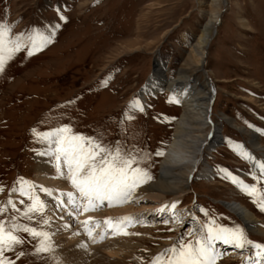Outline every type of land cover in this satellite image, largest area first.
Returning a JSON list of instances; mask_svg holds the SVG:
<instances>
[{"label":"rangeland","instance_id":"1","mask_svg":"<svg viewBox=\"0 0 264 264\" xmlns=\"http://www.w3.org/2000/svg\"><path fill=\"white\" fill-rule=\"evenodd\" d=\"M219 8L213 0H0V23L10 29L6 35L22 33V39L27 40L40 32L51 37L50 43L31 56L24 50L16 53L0 73V207L4 208L0 221L6 229L18 224L21 230L15 234L23 240L4 253L6 260L56 264L62 258L53 243H49L48 253L36 255L38 240L22 230L28 226L46 233L49 215H55L56 209L44 207L42 212L31 213L29 220L23 213L32 200L28 194L18 197L14 193L17 183L27 186L38 178L47 179L35 171V157L43 151L45 141L39 134L67 126L70 135L93 138L113 151L119 148L134 155L133 167L150 177L134 191L156 181L180 107L163 89L146 96L143 111L130 104L138 101L158 64L164 79L175 78L209 14ZM205 62L197 76L201 79L204 75L213 83L211 119L219 124L220 137L205 157L212 181L204 183L196 175L183 192L159 194L160 198L152 196L157 192L135 194L124 202H112L106 209L111 215L116 208L130 210L120 216L113 214L112 222L123 216L131 221L125 222L127 228L119 235L97 238L86 249L108 240H123L128 245L125 264H152L162 253L163 262L171 255L166 249L178 248L181 242L194 244L197 218L203 227L209 222L213 227H239L248 239L264 244V236L246 232L242 222L223 207L224 203H241L264 227V211L253 203L264 193V177L258 171L253 173L241 150L234 149L239 144L258 161L262 160L261 152L253 150L250 137L223 121L232 120L249 136L254 132L258 146L264 148V0H227ZM83 146L87 150V139ZM233 177L255 184V196L242 189L237 192ZM165 210L174 211L169 221L155 216ZM63 213L70 220L75 214L66 208ZM133 222L136 228L129 227ZM142 226L147 231L138 229ZM202 229L206 235L207 229ZM214 248L217 264H255L257 250L252 252L249 245L239 249L216 241ZM233 248L237 256L225 254ZM17 252L25 255L17 258Z\"/></svg>","mask_w":264,"mask_h":264},{"label":"bare ground","instance_id":"2","mask_svg":"<svg viewBox=\"0 0 264 264\" xmlns=\"http://www.w3.org/2000/svg\"><path fill=\"white\" fill-rule=\"evenodd\" d=\"M213 1H217L220 8L209 14L194 44L188 49L187 55L177 69L175 78L171 80L164 79V71L161 65L158 64L154 76L148 81L146 88L140 92L141 94L138 102L142 107L148 94H153L155 91L162 89L165 90V92H170L180 107V115L174 123L171 140L167 148L163 151L159 163L158 178L150 186L141 191H134L133 189L130 194L131 198L135 194H138V196H150L151 193L157 192V195L152 196L160 198L159 194L169 195L183 192L188 188L192 178L196 177V175L204 183L212 181L213 175L205 164V157L206 152L220 140L218 132L219 124L212 121L210 111L215 99V89L208 77L203 75L201 79H198L197 75L206 64V50L215 34L216 24L220 20L224 9V0ZM223 121L234 127L236 131L239 130L243 135L250 137L248 143L253 147V150L261 152L262 160L260 161L254 157L252 152L246 149L239 152H246L249 154L251 159L245 158V160L251 166L253 173L257 171L260 172L258 165L264 163V148L258 146L255 133L252 132L251 136H249L245 129H240L235 126L232 120L223 118ZM43 144V151L39 152L35 157L37 162L35 171L37 176L47 177V179H40L37 177V182L34 181V183L27 186H22L17 183L14 188V193L16 196L22 197L23 195H21L20 189L23 187L25 194H28L29 197L34 196L37 198L43 203L46 210H50L49 208L52 206L56 209L57 212L55 215L52 213L49 215L51 220L49 226L47 225L46 227V233L48 234L49 243L58 246L59 252L62 254L60 260L62 264H125L124 261H126V257L124 252L128 249V245H125V243L122 242L123 240L112 242L108 240V242H104L100 246L98 245L99 247H90V250L86 249L85 246L92 245L91 241L94 242L97 238L101 239L104 236L112 237L119 235V232L126 226L122 227L120 231H114L109 225L120 223L121 218H117V222L114 223L111 217L113 214H119L120 216V214L126 211L128 213L130 210L112 208L115 210L112 211L113 214L111 215L110 211H106V209L108 210L107 207L109 203L105 200L103 202H96L95 207L89 206V210L85 211L84 206L87 204V201L81 197L80 193L70 183L68 179V170L67 167L64 166L63 158H61L59 162L60 170L58 172L55 156L41 154L45 153L48 149L47 142L44 141ZM234 150L238 152V149L235 148ZM48 176L51 179H49ZM235 184L237 192L240 191L242 189L241 186L237 183ZM44 189L48 191L46 192ZM69 193L72 194L74 203H69ZM113 203L118 202L113 201ZM223 207L242 222L246 228V232L264 236L263 225L259 226V221H257L253 213L244 205L232 202L224 203ZM65 208L67 211H71L70 214H74L75 212L73 216L76 217V219H73V217L72 220H70L69 216L64 217L66 213L62 214V211L65 212ZM98 208L101 210L98 211ZM128 209H130V207ZM173 212V210L159 211L155 213V216L164 221H169L170 217L173 216ZM105 215L108 216L106 217ZM106 220H108V224L105 223ZM196 221L198 225V235L194 237L197 238L204 235V229H202L204 227L199 218H197ZM125 222L126 221H123L124 225H126ZM69 224L71 225L69 226ZM129 227L134 228V222L130 224ZM138 229L142 232L147 231L146 227L143 226L141 228L138 227ZM89 231L92 234L91 237L88 235ZM227 250L229 251L225 254L229 256L238 255V253L234 251V248ZM254 250L255 249H252V252ZM118 257H121V259L116 260ZM262 258L264 257H255V264L258 259Z\"/></svg>","mask_w":264,"mask_h":264},{"label":"snow or ice","instance_id":"3","mask_svg":"<svg viewBox=\"0 0 264 264\" xmlns=\"http://www.w3.org/2000/svg\"><path fill=\"white\" fill-rule=\"evenodd\" d=\"M64 19V17H61ZM10 29L7 25L0 23V73L4 72L5 65L8 60L21 50L26 51L28 56L39 51L44 45L51 42V37L44 33L34 32L22 39L23 34L6 35ZM171 100V98H169ZM72 103V101H69ZM130 106L138 107L143 111V107L138 101H133ZM251 127V125H250ZM36 134V130H32ZM48 144V149L44 155H53L57 161L56 167L59 172V162L63 158L64 166L68 170V179L72 186L80 193L87 204L84 206L85 211L89 210V206L95 207L96 202L108 201L111 206L113 201L124 202L131 198L130 194L144 178L150 179L148 174L139 167H133L136 163V157L131 154H124L117 148L113 151L106 148L93 138H84L80 136L70 135V129L67 126H60L51 129L48 132L39 134ZM87 139V150L83 146V142ZM236 148L242 151V146L237 144ZM242 158L251 159L248 153L243 152ZM260 168V176L264 177V163L258 165ZM233 182L241 186L242 190L250 197H254L258 189L255 184L247 185L242 181H238L233 177ZM26 184L27 182H22ZM44 191H48L44 189ZM21 195H25L24 188L20 189ZM69 203H74L71 193L68 194ZM32 200L23 213L29 220L32 219L31 213L42 212L44 205L34 196L29 197ZM12 205L13 211H17L11 200L7 202ZM253 203L261 211H264V193L261 194L260 200L253 199ZM172 207H175L173 204ZM4 208L0 207V212ZM13 220L16 219L14 215ZM123 221H131V217H122L121 222L115 225H109L114 231H120L126 226ZM47 223V221H45ZM108 224V220L105 221ZM207 234L197 237L195 242L187 244L181 242L177 248L173 246L166 249L170 252L166 261L161 262L160 254L153 259L152 264H215L218 253L214 248V242L220 241L225 245H233L236 248L243 249L246 245L256 249V257H264V244L256 243L248 239L239 227L228 229L223 227H213L211 222L204 226ZM21 230L18 224H11L9 228H5L4 223L0 221V264H14V261L6 260L4 253L12 251L16 245L23 243L21 237L16 235ZM27 232L33 240H38L34 252L36 255L46 254L50 251L51 245L48 242V234L38 231L34 227L24 226L22 229ZM127 234V233H125ZM91 237V232H88ZM17 258L25 255L24 252H17ZM56 264H60L57 260ZM256 264H264V259H258Z\"/></svg>","mask_w":264,"mask_h":264},{"label":"water","instance_id":"4","mask_svg":"<svg viewBox=\"0 0 264 264\" xmlns=\"http://www.w3.org/2000/svg\"><path fill=\"white\" fill-rule=\"evenodd\" d=\"M224 3H225V4H224V10H225V6H226V4H227V3H226V0H224ZM224 10H223V12H224ZM220 19H221V18H220ZM219 22H220V20L218 21L217 25L219 24ZM217 25H216V26H217ZM215 30H216V27H215Z\"/></svg>","mask_w":264,"mask_h":264}]
</instances>
